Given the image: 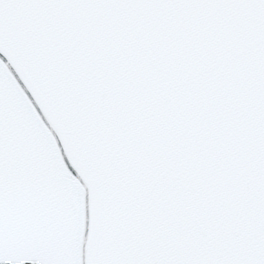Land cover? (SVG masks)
<instances>
[{
    "label": "water",
    "instance_id": "obj_1",
    "mask_svg": "<svg viewBox=\"0 0 264 264\" xmlns=\"http://www.w3.org/2000/svg\"><path fill=\"white\" fill-rule=\"evenodd\" d=\"M0 51V237L21 250L9 258L97 264L101 234L110 248L164 209L217 194L255 206L264 0L13 11Z\"/></svg>",
    "mask_w": 264,
    "mask_h": 264
},
{
    "label": "snow or ice",
    "instance_id": "obj_2",
    "mask_svg": "<svg viewBox=\"0 0 264 264\" xmlns=\"http://www.w3.org/2000/svg\"><path fill=\"white\" fill-rule=\"evenodd\" d=\"M157 2L163 0H0V31L8 27L13 11L23 17L73 7ZM0 59L8 61L2 51ZM16 79L23 87L18 74ZM27 94L32 98L31 92ZM35 107L42 116L40 106ZM67 164L75 175L71 162ZM98 246L97 264H264V183L251 210L219 194L186 201L133 221L114 234L110 248L101 234ZM20 254L0 237V264H36L33 259L9 258Z\"/></svg>",
    "mask_w": 264,
    "mask_h": 264
}]
</instances>
